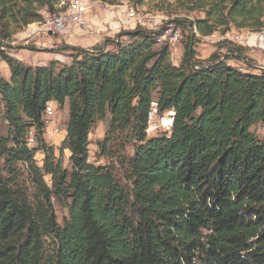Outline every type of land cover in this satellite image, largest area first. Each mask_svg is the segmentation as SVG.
<instances>
[{
	"label": "trees",
	"instance_id": "1",
	"mask_svg": "<svg viewBox=\"0 0 264 264\" xmlns=\"http://www.w3.org/2000/svg\"><path fill=\"white\" fill-rule=\"evenodd\" d=\"M68 1L0 0V264H264V138L250 131L264 124V68L251 71L248 48L228 41L200 59L192 34L173 64L169 43L143 27L66 46L68 62L7 54L5 42ZM173 1L202 13L173 20L201 37L264 29V0ZM153 99L174 110L169 135L146 137ZM66 101L70 168L43 138L47 104ZM104 119L96 154L111 161L96 165L88 136ZM54 203L66 208L62 223Z\"/></svg>",
	"mask_w": 264,
	"mask_h": 264
},
{
	"label": "rangeland",
	"instance_id": "2",
	"mask_svg": "<svg viewBox=\"0 0 264 264\" xmlns=\"http://www.w3.org/2000/svg\"><path fill=\"white\" fill-rule=\"evenodd\" d=\"M125 3L127 6L135 7L130 4L126 3V0H120V2ZM119 2V3H120ZM139 14L151 16V22L148 25H144L143 28H147L150 30H163L167 27V25L170 22H173L175 19L181 20V26L184 24L187 25V22L193 21L197 17H201V12H187L186 9H184L182 6L179 5V3L173 1V0H147L142 6L135 7ZM98 12V11H97ZM101 12V11H99ZM102 13V12H101ZM117 17V16H116ZM118 19V18H117ZM179 26L176 22H173L174 29H177L179 32L178 41L176 43H169L170 45V59L173 64H177L179 62V59L182 54V47L184 42L186 41V37L188 35H194L197 37V42L194 44V50L197 57L204 56L207 54V57L211 54V52L216 50L217 42L210 43L208 41L202 40L200 37L197 36V33H195L192 30H187L184 27ZM28 28V29H27ZM26 29H23L22 31L15 34L9 41L5 42V50L8 55L13 56L14 58L20 60L26 65L30 66H36V65H44V61H46V56L48 52L46 50L48 48H53L56 46V43L53 39V34L48 39L51 40L50 44H45V48L42 47V44L48 40L45 35L39 34L34 37L25 39V30H30L31 25L28 26ZM121 31H125V29L121 28ZM119 31V32H121ZM118 32V33H119ZM233 33H236L234 30ZM59 34V33H57ZM117 34V33H116ZM116 34H114L111 37H114ZM108 37V38H111ZM256 37V36H255ZM38 42L41 44L38 45ZM163 42V41H162ZM247 46V45H246ZM256 51V50H255ZM206 57V58H207ZM48 61L45 62V64ZM229 63L238 66L240 69L246 70V66L242 62H237L233 60H229ZM258 64L257 61H254ZM256 66V65H255ZM256 69L252 68L251 71H258ZM264 68V67H261ZM1 76L5 79L9 78V69L6 66V64L2 65L1 68ZM50 119L53 120L54 123L51 124H45V130L43 134V138L45 142L52 146L55 149L56 156H59L61 154V161L62 165L65 168H70L68 163V156L69 151L66 148H63V150H60L61 143L65 137L66 132V123L68 119V103L67 101L64 103L63 106L58 107L57 104H53V113L50 116ZM59 127L60 132L59 133H53V128ZM4 127H1V132H4ZM106 130V120H99L96 122V124L91 128L88 139H89V145H88V162L93 164H107L109 161H111L110 158L98 156L96 154V142L98 140H101L104 136ZM250 131L253 132L258 138H264V124L257 123L250 127ZM156 133V134H155ZM160 131L157 132H151L148 134L149 136L146 137H152L155 135L160 134ZM132 153V148L130 145L126 146L125 148V154L130 155ZM37 162L40 164L41 160L43 158L42 151H39L36 153L35 156ZM54 211L57 218V221L59 223H62L63 218L66 216V208L63 205H60L58 203H54Z\"/></svg>",
	"mask_w": 264,
	"mask_h": 264
},
{
	"label": "built area",
	"instance_id": "3",
	"mask_svg": "<svg viewBox=\"0 0 264 264\" xmlns=\"http://www.w3.org/2000/svg\"><path fill=\"white\" fill-rule=\"evenodd\" d=\"M73 13L70 16H55L54 14L48 15L44 17V27L39 31H28L25 30V39L34 37L39 34L45 35L48 39L53 34L62 33L68 26H80L85 27L88 24V15L94 14L97 11H101L105 16L113 17L117 16L120 26L125 30H133L137 27H143L144 25H148L151 22V19L147 16H135V12L132 11V7L130 6L129 12H117V11H105L104 6H96L91 4L90 0H73ZM171 24V31L167 33L162 41H168L169 43H176L178 41L179 32L177 29H174L173 22ZM233 35L232 31H226L222 35L218 36L216 39H221L222 36ZM241 41L244 43H250L248 37H240ZM257 40L264 44V34H260V36L256 37ZM161 41V42H162ZM51 40H46L45 43L42 44V47L46 43L50 44ZM211 43V42H210ZM40 43L38 42V45ZM41 45V44H40ZM6 64L3 59H0V78L1 76V68L2 65ZM53 104L52 102L48 103L45 108V124L54 123L50 116L53 113ZM3 111L2 102L0 100V115ZM173 111L172 109L167 111H161L157 100H152V107L148 109V118L145 121V132L150 133L152 131H160L161 133L170 134V127H173ZM59 127L53 128V133H59ZM26 146L31 149L35 144V136L32 131H30L25 139ZM50 183V181L48 182Z\"/></svg>",
	"mask_w": 264,
	"mask_h": 264
},
{
	"label": "crops",
	"instance_id": "4",
	"mask_svg": "<svg viewBox=\"0 0 264 264\" xmlns=\"http://www.w3.org/2000/svg\"><path fill=\"white\" fill-rule=\"evenodd\" d=\"M121 28L116 16L107 17L99 11L94 14H89L88 24L85 27L71 25L68 26L64 32L53 35L54 37L52 36L56 46L46 50V52H48L46 61L56 59L68 62L70 57L69 52L65 49L66 46L89 49L94 45L103 44L106 38L118 33L121 31ZM236 33L248 37L250 43L244 44V46L248 48L246 52L247 55L253 59V61L258 62V64L255 63L258 68L264 67V44H261L257 40L256 37L259 36L257 32L251 33L245 30H239L236 31ZM206 57L207 54L198 58L204 59ZM46 61L42 64H45Z\"/></svg>",
	"mask_w": 264,
	"mask_h": 264
},
{
	"label": "bare ground",
	"instance_id": "5",
	"mask_svg": "<svg viewBox=\"0 0 264 264\" xmlns=\"http://www.w3.org/2000/svg\"><path fill=\"white\" fill-rule=\"evenodd\" d=\"M73 0H69L66 7L63 10L57 11L56 13H54L55 16H70L73 13ZM91 4L96 5V6H104L105 11H117V12H129L130 6H127L125 3L121 2L119 5H110L108 3H104L101 2L100 0H90ZM127 3V2H126ZM128 4V3H127ZM132 11L135 12V16H146V15H142L139 14L138 10L135 7H132ZM149 17V16H147ZM151 17V16H150ZM149 17V19H151ZM44 27V20L40 23H36V24H32L31 28L29 31H39ZM28 29V28H27ZM171 31V24H168L167 27L163 30L159 31V35L157 36L156 41L158 43H160L163 39V37L167 34L170 33ZM233 33V32H232ZM257 34L260 36V34H264V29L257 32ZM222 34L220 33H213L209 36H199L197 34L198 37H200L202 40L204 41H208L211 43H215L217 41H228V42H232L238 45H243V41H241L240 37H244L241 34H235L233 33V35H228V36H222L221 39H216L218 38V36H220ZM246 44V43H244ZM4 49V47H2ZM0 59H2V57L0 56ZM152 107V102L150 103V108ZM173 115H174V111H173ZM147 118H148V112H147ZM146 118V120H147ZM172 127H170V131H171ZM152 132H157V131H152ZM151 133V132H150ZM147 133V134H150Z\"/></svg>",
	"mask_w": 264,
	"mask_h": 264
}]
</instances>
